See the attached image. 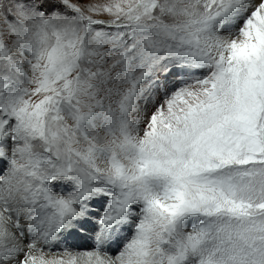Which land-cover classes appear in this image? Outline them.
I'll use <instances>...</instances> for the list:
<instances>
[{
  "label": "rangeland",
  "instance_id": "1",
  "mask_svg": "<svg viewBox=\"0 0 264 264\" xmlns=\"http://www.w3.org/2000/svg\"><path fill=\"white\" fill-rule=\"evenodd\" d=\"M256 9L251 0H0V180L14 171L56 226L97 201L103 226L144 232L150 264H264ZM183 71L190 79L177 80Z\"/></svg>",
  "mask_w": 264,
  "mask_h": 264
},
{
  "label": "bare ground",
  "instance_id": "2",
  "mask_svg": "<svg viewBox=\"0 0 264 264\" xmlns=\"http://www.w3.org/2000/svg\"><path fill=\"white\" fill-rule=\"evenodd\" d=\"M251 1L256 3L257 19L260 21L264 16V0ZM240 8L233 10L236 12L231 19L233 23L240 21L246 12ZM257 27L251 28L252 38L259 37ZM173 70H168L161 79L164 80ZM185 75L183 71L177 80L185 81L188 79ZM187 75L189 76V73ZM157 91H160L159 87ZM27 111L29 112V109ZM4 158L1 156V165L4 164ZM0 189L5 192L0 195V264H147L157 257L147 253L144 232H133L131 224L118 225L116 222V225L103 226L105 220H97L98 216L94 213L98 206L97 201L91 211L84 206L83 212L73 216L67 215L62 221L59 219L58 222H62V225L56 226V220L50 217L51 214L42 215L43 207L34 203L37 201L31 202V197H28L37 191L31 186L19 188L14 171L6 172L0 180ZM167 261L163 264H168Z\"/></svg>",
  "mask_w": 264,
  "mask_h": 264
},
{
  "label": "built area",
  "instance_id": "3",
  "mask_svg": "<svg viewBox=\"0 0 264 264\" xmlns=\"http://www.w3.org/2000/svg\"><path fill=\"white\" fill-rule=\"evenodd\" d=\"M191 218V217H190ZM201 225V224H200ZM203 225L205 226V223L203 222Z\"/></svg>",
  "mask_w": 264,
  "mask_h": 264
}]
</instances>
